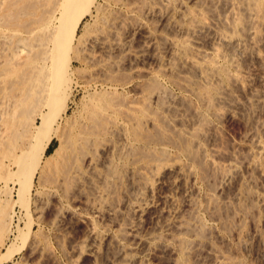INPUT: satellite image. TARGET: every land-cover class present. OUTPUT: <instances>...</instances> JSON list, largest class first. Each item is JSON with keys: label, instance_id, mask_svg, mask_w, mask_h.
I'll list each match as a JSON object with an SVG mask.
<instances>
[{"label": "bare ground", "instance_id": "obj_1", "mask_svg": "<svg viewBox=\"0 0 264 264\" xmlns=\"http://www.w3.org/2000/svg\"><path fill=\"white\" fill-rule=\"evenodd\" d=\"M101 1L0 0V254L40 184L36 215L86 223L71 251L93 264H264V0Z\"/></svg>", "mask_w": 264, "mask_h": 264}, {"label": "rangeland", "instance_id": "obj_2", "mask_svg": "<svg viewBox=\"0 0 264 264\" xmlns=\"http://www.w3.org/2000/svg\"><path fill=\"white\" fill-rule=\"evenodd\" d=\"M99 1H101V0H99ZM155 2H158V0ZM151 21H153V20H151ZM132 23H135V22L132 21ZM97 27H98V24L96 25V22L93 21L89 16H87L84 19L83 23L81 24V27L79 29V35L81 34L84 38H87V37H89V34L91 35L97 31L96 30V29H98ZM123 31H124V29H123ZM124 33H125V31H124ZM165 33H171V32L166 27H164L163 25L158 24L157 29H156L157 37H160V35L165 34ZM160 43H162L163 45L165 44L164 41H162V40H160ZM137 45H138V37H135L133 46L135 48H137ZM131 63L133 65H138L140 69H142L144 67L143 63H140V62L135 61V60H132ZM147 63H148L147 64L148 67L149 66L155 67L154 62H152L151 59L149 61H147ZM77 66L81 68L82 71H80V72H82V73H85L88 71V67L86 66L85 63H82L80 65L77 64ZM125 72L128 73L127 76H126V74L124 75L125 78H129V77L131 78L133 76L131 71L130 72L124 71V73ZM232 73H235V71L233 70ZM162 84L164 87H166V89L168 90V93L174 94V95L176 94L177 96L178 95L180 96L182 94V91L179 90V88L177 86H175V84H173L169 80L163 79ZM126 92H127L126 93L127 95L136 94L134 89L133 90L132 89L131 90L126 89ZM83 99H84L83 98V92L80 90L79 92H77L76 103L73 104L71 106V109L69 110V113L71 115V119H74V118L76 119L79 115L78 113H81V110L83 109V106H84L83 105L84 104ZM222 121H224V119H222ZM224 126L225 127H223L224 128L223 130H225V131L223 132V135L226 138V140L229 142L237 141L242 136V134L244 133V130H245L244 126L238 122H229V123L225 124ZM57 142L58 141L56 139H53V141L51 142V144L48 148V152L57 146ZM39 185L37 184L35 189L33 190V193H32L31 198H30L31 200L29 202L30 207L28 206L29 210L23 209L22 207H19V206H17L15 208V212H14L15 214L13 216L14 222L12 223V229L13 230L11 229V231H10L11 233L9 234V237L7 240V246L1 250L2 251L1 254L2 253L5 254V253H7V248L8 249L11 248L13 254H12L10 259H8L6 261L4 260L1 264H23V263L24 264H72L71 260H73V259L74 260L76 259V261H77L76 264H93L91 256H87V255L77 256L71 251L72 245L74 243H76L78 241H82L84 238V235L86 237V234H87V231H86L87 230V226H86L87 224L86 223H84V222L78 223L77 219L74 217H71L70 214L65 215V217H63L62 219H57L58 221L55 220V224L53 222L51 223L52 220H51V218H49L47 216L48 213L46 211H45V213H42L40 216L36 215L37 214L36 213L37 207H36V203H35L36 201L35 200H37L39 195L41 197L42 196L41 192H43L41 185L40 186ZM199 187H200V192L202 193L204 191V187L202 185H200ZM116 203H120V200ZM26 214H28V215H26ZM27 216H29V217L27 218ZM200 216H201V220L204 223L209 224L210 220H209L208 216L205 214V212H201ZM31 217H32V219L35 220V225L32 228V234L30 233L26 243L21 242V240L18 239L19 232H17L18 229L15 226L20 224L22 227H24L25 226L24 224L27 222L26 220H28ZM38 217L39 218L41 217L42 219L41 218L39 219ZM17 223H19V224H17ZM66 223L69 225H67ZM105 223L107 224L106 220H100L99 224L101 226L99 224L98 225L100 227H102V226L104 227ZM262 226H263V224H262ZM63 227H65V228L63 229ZM60 229H61V231H60ZM16 237H17V239H16ZM34 238L36 240H38V242L40 244H42L41 246L44 245L43 247H46V249L44 251L45 252L44 257L40 256V255L39 256L35 255V256H33V257L31 256L29 258L28 245L30 242H32V240H34ZM105 246H106V244H104L102 246L101 250H103V252L100 251V255L98 257V262H100V263H106L108 257L113 254V250L109 249V247H107V246H106L107 247L106 248ZM48 252H50V253H48ZM50 256H52V257H50ZM46 258H48V259H46ZM25 259H28V260H25ZM53 259H55V260H53ZM25 261H26V263H25ZM28 262H30V263H28ZM152 263L153 264H164L161 262L159 263L158 260H153ZM107 264H111V263L107 262ZM251 264H263V263H261L258 260V261H252Z\"/></svg>", "mask_w": 264, "mask_h": 264}, {"label": "trees", "instance_id": "obj_3", "mask_svg": "<svg viewBox=\"0 0 264 264\" xmlns=\"http://www.w3.org/2000/svg\"><path fill=\"white\" fill-rule=\"evenodd\" d=\"M57 144H58V142H57ZM54 149V148H53ZM53 149L51 150V151H49L48 153H51L52 151H53Z\"/></svg>", "mask_w": 264, "mask_h": 264}]
</instances>
